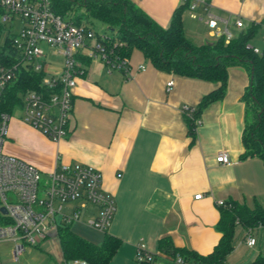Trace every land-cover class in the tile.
<instances>
[{"label": "crops", "instance_id": "1", "mask_svg": "<svg viewBox=\"0 0 264 264\" xmlns=\"http://www.w3.org/2000/svg\"><path fill=\"white\" fill-rule=\"evenodd\" d=\"M131 1L164 28L182 4L181 0ZM204 1L219 18L220 30L211 29L206 20L191 18L187 11L183 22L190 41L213 43L225 28L234 38L242 29L236 26L240 19L243 28L260 25L261 41L256 49L264 48V0ZM99 34H106L105 30ZM79 61L85 73L78 77L74 89L68 136L54 142L21 118H12L3 152L44 175L59 163L89 165L101 173L103 190L114 197L116 205L108 233L122 240L109 264H139L135 259L138 244L145 246L157 264H172L159 256L158 242L163 236H169L177 247L208 255L221 239L216 229L219 201L264 207V163L259 158L240 159L245 151L242 97L250 83L244 67L228 69L227 93L200 115L193 140L185 108L196 109L203 97L218 90V83L160 71L139 50L128 60L129 75L100 57L90 58L87 48L80 52ZM45 64L43 70L50 76L61 74L64 65L54 71ZM170 81L173 86L168 90ZM222 152L228 154L230 164L217 163ZM197 195L202 196L195 199ZM75 223L93 229L84 222ZM95 231L96 236L75 233L100 245L105 233ZM248 236L255 239L254 246L247 244ZM13 249L12 242L0 243V264H35L36 259L40 264L64 262L56 235L38 247L26 246L18 261ZM39 251L45 253V260ZM259 257L264 258V225L251 230L236 226L234 250L227 263L250 264Z\"/></svg>", "mask_w": 264, "mask_h": 264}, {"label": "trees", "instance_id": "2", "mask_svg": "<svg viewBox=\"0 0 264 264\" xmlns=\"http://www.w3.org/2000/svg\"><path fill=\"white\" fill-rule=\"evenodd\" d=\"M48 1L55 14L73 24L94 30L100 23L106 33L102 44L110 59L129 60L133 51L139 50L160 71L218 83V90L203 97L192 115L185 112L188 134L193 140L197 130L195 121L211 103L222 100L227 93L228 69L244 67L249 72L250 83L242 97L245 151L240 159L259 158L264 163V48L256 53L251 44L259 32V24L242 28L228 42L226 36L221 35L213 43L196 45L188 39L183 22L189 0L175 10L167 28L160 26L131 0ZM5 14V8L0 5V35L7 32L5 39L0 41V65L14 69L15 77L3 92L0 115L13 113L27 93L43 92L47 96L52 93L43 84L47 74L36 70L33 64L22 62L23 55L15 44L17 34H12L2 22ZM218 208L220 220L216 229L221 233V239L210 254L177 247L169 236H163L158 242L159 256L172 262L181 257L190 264H228L227 257L234 250L236 226L251 230L264 225V207L255 204L250 208L246 204L227 201ZM58 239L64 262L79 260L86 264H109L122 243L121 239L106 232L102 243L97 245L73 232L71 226L60 227ZM140 264H157L156 258ZM250 264H264V258L259 257Z\"/></svg>", "mask_w": 264, "mask_h": 264}, {"label": "built area", "instance_id": "3", "mask_svg": "<svg viewBox=\"0 0 264 264\" xmlns=\"http://www.w3.org/2000/svg\"><path fill=\"white\" fill-rule=\"evenodd\" d=\"M0 5L6 10L2 17L3 23H12L17 18L23 22L22 30L15 40L23 55V63L33 64L38 71L43 70L44 65L40 61L45 56L43 45L52 48L54 55L64 58L61 74L46 76L43 81L52 93L48 96L43 92L27 93L22 98L21 106L14 109L21 110V120L25 124L51 141L58 142L69 134L74 89L78 77L85 73L79 61L80 52L87 48L90 58L100 57L126 75L130 74V64L128 60L110 59L102 44L104 35L55 14L48 0H0ZM188 12L191 18L206 20L211 29L219 32V18L210 13L207 1H191ZM236 26L243 28L244 24L238 19ZM223 35L227 42L232 39L226 28ZM254 51L259 53L256 48ZM14 77V69L0 65V102L4 90ZM172 86L173 82L170 81L168 90ZM194 111V108H185V112L190 115ZM13 113L3 112L0 115V243L12 242L14 260L18 261L26 246L38 247L49 237H58L60 227L71 226L75 222H84L101 233L108 232L116 205L114 197L103 190L102 175L96 168L80 163H59L53 172L44 175L33 165L3 152ZM195 122L198 127L200 120ZM216 161L219 164L231 163L224 152L219 154ZM44 177L47 179L42 183ZM201 196L197 195L195 199ZM218 205H224V202L219 201ZM92 209L94 213L85 218ZM246 242L254 246L255 239L248 236ZM135 259L140 264L152 262L155 257L143 244H138ZM63 264L86 263L74 260ZM172 264L190 263L177 257Z\"/></svg>", "mask_w": 264, "mask_h": 264}, {"label": "rangeland", "instance_id": "4", "mask_svg": "<svg viewBox=\"0 0 264 264\" xmlns=\"http://www.w3.org/2000/svg\"><path fill=\"white\" fill-rule=\"evenodd\" d=\"M6 24V23H5ZM7 27L10 29V32L12 34H19L22 30L23 27V22L21 20H19L18 18L13 20V22H8L7 23ZM95 29L97 32L101 33L103 32L104 28L103 26L98 23L95 26ZM7 35V32H3L0 35V41L2 42L5 37ZM261 41V36L260 33H258L255 38L252 40L251 44L257 48V45L259 44V42ZM43 49L45 51V56L42 57V59L40 60L41 62H46L45 65L48 66L49 69H53L54 71L56 69L61 68V66L64 63V58L61 55H53L54 51L52 48L47 47L46 45H43ZM47 76L50 77V75L48 74ZM22 117V112L20 109H16L15 112L13 113V117L12 118H21ZM47 178L44 177L42 183L46 180ZM72 231L77 232L78 234L80 233H88L91 235H98L96 234L97 232L93 229L88 228L87 226L81 224V223H74L71 227ZM100 234V233H99ZM7 248H10V246H7ZM39 257L43 260H45L44 258H47L44 252H40L39 251ZM39 263V261L36 259L35 260V264ZM40 264V263H39Z\"/></svg>", "mask_w": 264, "mask_h": 264}, {"label": "water", "instance_id": "5", "mask_svg": "<svg viewBox=\"0 0 264 264\" xmlns=\"http://www.w3.org/2000/svg\"><path fill=\"white\" fill-rule=\"evenodd\" d=\"M2 212H3V213H6L5 209H2Z\"/></svg>", "mask_w": 264, "mask_h": 264}]
</instances>
